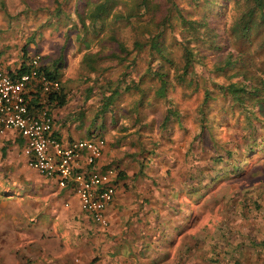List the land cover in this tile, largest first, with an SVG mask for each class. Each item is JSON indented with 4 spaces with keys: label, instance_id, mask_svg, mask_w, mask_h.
Returning <instances> with one entry per match:
<instances>
[{
    "label": "rangeland",
    "instance_id": "374dc122",
    "mask_svg": "<svg viewBox=\"0 0 264 264\" xmlns=\"http://www.w3.org/2000/svg\"><path fill=\"white\" fill-rule=\"evenodd\" d=\"M77 1L0 0V54L3 58L10 61L17 57L20 60L23 51L28 57L39 54L40 62L49 64L57 57L62 58L63 66L60 76V78L63 77L62 86L70 89L69 102L76 107L73 113L78 121L72 130L74 134L86 138L89 129H93V133H96L104 126L107 128L112 126L115 132L126 133L124 141L127 143L128 139L133 138L131 131L136 126L131 124L132 121L135 119L137 123H141V118L139 119L133 108V104H137L139 113H144L142 120L152 121L149 129L140 126L145 135L143 138L145 145L152 149L154 140L156 145L154 148L158 149L150 164H160L162 162L160 158L158 160L160 154L166 158L164 166H168L171 163L184 162V140L200 129L197 111L199 102L207 91L215 97H210L205 105V115L219 124L231 125L236 121L234 116L222 114V111L229 106L227 104L229 96L218 93L220 89L218 85L229 81L224 74L244 70L243 66L236 64L237 61L228 63V60L230 61V59L227 60L228 52L235 53L240 49L241 57L246 59L251 52L255 51L258 54L256 61L255 59L253 61L264 69V49H259L256 42L248 45L246 40H232V35L228 32L233 16L242 7V0H209L207 3L204 0H174L187 17L200 18L206 15L208 26L212 31L209 30L211 40L205 43L197 41L196 45H193V50H197L198 54L194 55L192 84L187 86L174 82L172 85H167L165 100L155 95L157 81L146 72L148 48L142 47L136 50L132 44L134 39H142L140 30L145 23L135 18H130L126 22L114 21L110 14L105 18V24L100 31L92 32L87 25V32L83 36L78 35L77 32L83 31L80 29L75 13L76 4L78 3L79 9L84 13L88 9H85L86 6H91V3L89 4L91 0ZM57 8L58 14L55 12ZM125 8L122 6L121 11L124 12ZM63 11L68 14L63 15ZM171 21L173 31L167 28L163 34V44L168 52L167 56L171 57L176 65H180L179 41L184 30L181 29L176 18H172ZM152 25L153 22L146 24L150 29L154 28ZM111 34L122 41L127 53L119 50L115 41L110 38ZM190 43L192 45L193 41L191 40ZM111 52L126 56L119 59L117 56L110 55ZM83 53H89L91 59H83ZM129 59L133 62L128 69ZM242 75L237 74L231 80L242 79ZM132 79L136 82V87L124 91L123 86ZM100 86L101 89H99ZM113 87H119L118 92L113 95L109 106L99 110V96L104 92L106 94ZM166 108H169L171 112L177 111L176 117L182 121V125H180L181 122H176L173 114L164 121V125L161 124ZM100 111L104 114L101 120ZM95 113H98L96 117ZM69 122L70 120L66 122V125ZM88 123L92 124L88 126ZM229 125L221 129H213L212 133L221 139L229 138ZM238 125L234 124V131L238 129ZM263 131L260 129L259 133L262 135ZM131 146L135 147L134 142ZM4 187L0 183V189L7 190L8 187L6 189ZM8 191L10 192L7 194L17 199L11 198L10 203L7 202L6 207L1 211L3 214L0 215V264H67L68 261L77 263L79 251L77 248H70L68 244L70 236L66 228L55 219L58 223L57 227L51 229L53 225H51L50 214L44 212V209L43 212L38 211L42 207L41 199H39L40 192L27 193L21 190L16 192L13 189ZM20 197L24 199L20 200ZM231 221L236 227V233L241 230L244 235L247 234L254 240L262 236L256 233L253 226L240 229L237 227L238 219L232 218ZM54 225L56 226V223ZM54 229H59L60 236L57 230H55L57 236L55 232V236L52 234ZM58 238L67 248L64 251L67 252L65 259L60 253L61 248L56 246ZM157 243L165 244L163 239ZM186 243L188 246L191 241ZM260 246L262 251L259 250ZM174 247L172 243H169L165 252ZM244 249L246 251L240 257V264H259V262L264 264V243L246 245ZM186 250L185 258L181 261L159 264H209L200 257L198 247L192 251H189L187 247ZM96 258V255H91L89 263H93ZM218 264H225V260L221 259Z\"/></svg>",
    "mask_w": 264,
    "mask_h": 264
},
{
    "label": "trees",
    "instance_id": "16d2710c",
    "mask_svg": "<svg viewBox=\"0 0 264 264\" xmlns=\"http://www.w3.org/2000/svg\"><path fill=\"white\" fill-rule=\"evenodd\" d=\"M204 1L209 2V0ZM90 3L91 6H86L85 9H88L84 13L79 9L78 3L76 4L75 13L80 29L83 31L82 33L77 32L78 35L83 36L87 32V25L90 26L92 32L100 31L105 24V18L110 14L114 21L126 22L130 18L142 20L145 23L140 30L142 39H134L132 44L136 50H140L142 47L148 48L146 72L157 81L154 89L155 95L165 100L167 85H172L174 82L187 86L192 84L194 55L198 54L197 50H193V45H196L197 41L205 43L211 40L209 30L212 31V29L208 26L206 15L200 18L187 17L174 0H91ZM241 5V9L233 16L228 27L232 40H246L248 45L256 42L259 49H264V0H242ZM122 6L123 8L126 6L124 12L121 11ZM58 10V8L55 10L56 14H58ZM62 14L67 15L68 13L63 11ZM172 18H176L181 29L184 30L179 41L180 65H176L173 59L167 56L168 52L163 44V34L167 28L173 31ZM148 22H153V29L146 26ZM73 26L75 27L74 23ZM110 38L115 41L120 51L128 52L118 37L111 34ZM191 40L193 41L192 45ZM84 45H87L86 41ZM239 50H236L235 53L229 51L227 60L230 59V61L228 60L229 64L237 61L236 64L243 66L244 70L224 74L225 78L229 79L228 83L218 85L220 88L218 93L229 96L227 101L229 106L222 111V114L232 115L236 121L231 125L219 124L214 123L205 115V105L210 97H215L207 91L199 102L200 106L197 111L200 118V129L184 140L185 160L183 163L186 166V171L184 170V180L180 181V190L175 195L187 200L181 212H187L184 213L186 228L196 233L194 236H189L190 238L183 235L180 239L178 238L179 240L174 239L172 242L164 240V245L176 243L178 246L187 245L186 242L191 241L189 248L196 247L198 242L200 257L209 264H218L221 259L225 260V264H240V257L246 251L244 249L246 245L264 243V131L262 135L259 133L260 129L264 130V69L256 65L257 52H251L244 59ZM110 55L117 56L119 59L126 56L116 55L114 52H111ZM82 57L85 60L91 59L89 53H83ZM29 59L30 56H26V52L23 51L18 68L8 72L13 76L15 72L27 71L30 68ZM61 59V57H57L50 64L40 62L46 77L58 82L59 91L58 93L48 91L40 97L39 88L41 86L31 87L28 85L25 95L29 109H35L45 99L48 111L52 114L53 106L61 105L66 101L67 92L63 89L60 79L63 66ZM132 62V60H128V69ZM237 74H243L242 79L231 80ZM134 86L136 87V82L132 79L123 86V89L127 91ZM118 89L119 87H113L106 94L104 92L99 96V110L109 106ZM133 108L139 119L141 118V123H137L135 119L131 123L136 126L131 131L133 138L129 141L130 143L134 142L138 147L128 156H131L132 160L141 167L145 163L150 164L153 155H156L153 149L143 144L145 135L140 128L142 126L149 129L152 121L142 120L144 113H139L137 104H133ZM165 110L161 120L162 125L171 114L176 118V122H181L180 125H182V121L176 117L177 111L171 112L169 108ZM100 113L101 120L104 114H102L103 111ZM97 114L95 113V117ZM234 124H240L235 130L236 132L233 130ZM225 125L230 127L229 138L221 139L212 133L213 129H221ZM52 134L58 137L53 129ZM96 136L103 137L101 132L93 133L89 130L86 138H95ZM158 156V160L159 158L162 160L160 165H164L166 158L160 154ZM98 167L100 169L113 167L115 175L112 181L115 184V189L121 185L119 182L126 174L123 168L120 169L113 161L104 162ZM165 170L167 171L169 168ZM155 215L157 222L162 223L158 214ZM232 218L238 219L237 227L240 229L253 226L256 233L262 235L261 239L256 237L254 240L253 237L244 235L241 230L236 233V227L232 225ZM107 227L108 225L101 228L104 230ZM255 249L257 250V248ZM259 250L262 251V246L259 247ZM259 264L262 263L259 262Z\"/></svg>",
    "mask_w": 264,
    "mask_h": 264
},
{
    "label": "crops",
    "instance_id": "0c3cea01",
    "mask_svg": "<svg viewBox=\"0 0 264 264\" xmlns=\"http://www.w3.org/2000/svg\"><path fill=\"white\" fill-rule=\"evenodd\" d=\"M19 61L17 57L9 61L0 54V64L7 72L16 70L20 64ZM62 78H60L61 81ZM63 89L67 92L66 101L51 108L53 132L63 140L82 138L72 131L78 121L73 113L76 107L69 102L70 89L65 87ZM69 120V124L66 125ZM89 130L93 131V129ZM99 132L102 133L105 144L97 162L98 165L113 161L126 173L119 182L121 185L115 189L112 202L106 208L109 220L106 229L103 230L97 226L83 213L76 195L70 189L58 187L53 179L42 177L26 164L21 152L23 138L12 128H6L0 133V183L5 186L4 189L8 187L5 191L0 189V215L2 216L1 211L11 198L17 199L7 194L10 192L8 190L13 189L16 192L21 190L27 193L39 191L42 207L38 211L43 212L44 209V212L50 214L51 225H53L51 229L57 227L58 223L55 219L60 221L70 236L68 243L70 248H77L79 251L77 263L68 261L67 264H122L125 262L159 264L181 261L185 258L186 248H189V245L178 246L173 243L175 247L165 252L168 245L157 243V241L163 239L172 242L183 235L191 237L196 233L186 228L184 213L187 212H181L187 200L175 195L180 190V181L184 180L186 166L184 163H171L165 167L163 164L144 162L145 165L139 167L136 161L128 156L129 153L137 150L138 145L134 144L135 147H132L129 141L131 138L126 143L124 141L126 133L115 132L112 126L111 128L104 126ZM152 146H156L154 140ZM154 147L152 149L156 152L158 149L155 150ZM166 168L169 170L166 171ZM181 173L183 175L180 176ZM21 198L24 199L20 197V200ZM64 202L67 204L64 205ZM155 214H158L162 223L157 222ZM55 230L60 236L59 229L52 230V234L54 235L55 232L57 236ZM57 243L56 246L61 248L60 253L65 259L67 252L64 251L67 248L60 238ZM197 247L200 249L197 245L189 248V251ZM91 255L97 256L93 263H89Z\"/></svg>",
    "mask_w": 264,
    "mask_h": 264
},
{
    "label": "built area",
    "instance_id": "2783aa9c",
    "mask_svg": "<svg viewBox=\"0 0 264 264\" xmlns=\"http://www.w3.org/2000/svg\"><path fill=\"white\" fill-rule=\"evenodd\" d=\"M29 65L27 71L12 76L0 64V133L6 128L16 130L23 138L21 152L26 164L42 177L53 179L58 187L70 189L83 213L97 226L106 227V208L115 191V170L98 167L105 140L101 136L69 140L54 136L52 114L45 99L31 110L25 89L40 85L41 97L48 91L58 93L59 84L46 77L39 54L30 56Z\"/></svg>",
    "mask_w": 264,
    "mask_h": 264
}]
</instances>
